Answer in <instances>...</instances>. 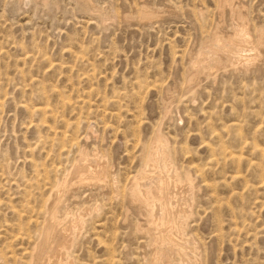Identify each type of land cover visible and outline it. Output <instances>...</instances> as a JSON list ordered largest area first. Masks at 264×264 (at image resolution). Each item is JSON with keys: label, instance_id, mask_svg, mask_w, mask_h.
I'll return each instance as SVG.
<instances>
[{"label": "rangeland", "instance_id": "374dc122", "mask_svg": "<svg viewBox=\"0 0 264 264\" xmlns=\"http://www.w3.org/2000/svg\"><path fill=\"white\" fill-rule=\"evenodd\" d=\"M233 1L260 56L194 82L193 54L237 24L219 0H0V264H30L84 153L107 181L56 206L61 222L86 213L63 263L150 264L128 187L158 132L195 183L201 264H264V0Z\"/></svg>", "mask_w": 264, "mask_h": 264}, {"label": "bare ground", "instance_id": "6f19581e", "mask_svg": "<svg viewBox=\"0 0 264 264\" xmlns=\"http://www.w3.org/2000/svg\"><path fill=\"white\" fill-rule=\"evenodd\" d=\"M219 6L229 8L232 18H237V24L229 36L221 35L217 28L212 32L206 41V50L191 57L188 80L194 81L199 74L207 75L218 68L245 69L260 54L258 46L251 43L247 19L239 10L240 6H236L233 0H219ZM145 14L144 18H151ZM88 161L84 153L73 168V176L70 174L71 178L59 184L53 196L51 194L53 199L48 206L44 232L31 254L30 264H74L70 259L63 263V250L73 244L75 235L78 236L86 213L70 214L72 217L61 222L56 218V206L73 185L107 181L106 167L103 168L97 159ZM145 162L129 184L128 197L147 219V227L139 226V229L151 237L154 256L150 264H201L200 246L187 236L188 220L195 201V183L189 173H180L171 156L168 139L159 132ZM185 184L186 188L183 187Z\"/></svg>", "mask_w": 264, "mask_h": 264}]
</instances>
